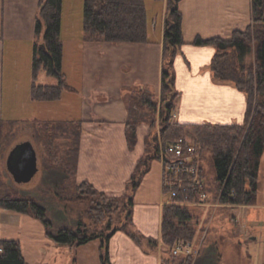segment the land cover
Wrapping results in <instances>:
<instances>
[{
	"label": "crops",
	"instance_id": "0c3cea01",
	"mask_svg": "<svg viewBox=\"0 0 264 264\" xmlns=\"http://www.w3.org/2000/svg\"><path fill=\"white\" fill-rule=\"evenodd\" d=\"M159 1L161 4L152 12L151 18L147 7L149 24L147 42L111 43L86 39L82 16L84 0H63L61 32L64 49L63 69L67 72L66 61L69 57L76 58L79 64L77 69L75 68V73L81 76L80 82H73L70 74L66 73L67 81L74 90H65L62 98L58 100H38V103H35L38 107L32 123L43 117L40 116L39 105L42 108L49 107L50 104L59 103L65 98L76 101L64 104L63 110L75 106H79L81 110L80 117L67 118L82 121L78 181H89L108 195L120 196L127 191L128 182L145 156L148 129L146 125H140L137 129V143L133 148L129 147L126 131L130 110L125 96L130 89L124 88V85L120 89L116 79L103 78V72L117 68L119 58L125 57L130 61L128 69L141 68L147 73L149 61L151 57H155L157 68L160 70L161 92L167 0ZM39 5L40 0H0V121L18 120V123H24L23 120L13 118L11 115H4V98L6 87L11 89L8 91L11 98L16 96L17 89L14 85L21 82V73L25 83L23 89L25 88L27 94L31 96L32 61L37 40L36 22ZM179 7L183 14L185 43L174 60L175 86L180 92L176 119L182 123L243 124L247 112L246 93L231 82H221L214 78L211 67L216 53L214 45H196L193 41L199 35L204 38L213 36L227 38L235 30L246 29L252 23V0H180ZM256 28L260 30L259 27ZM103 59L107 63H103ZM70 71L72 73V70ZM43 74L46 72L42 71L39 79L44 76ZM138 81L141 83L140 87L148 86ZM147 88L152 91L151 87ZM148 164L149 166L144 167L140 186L133 192L132 220L134 231L147 239L155 240L157 246L151 248L146 244H140L124 229L116 230L109 241L111 264H162V213L164 205L169 201L164 200L167 194L162 184L161 161L157 158V162L149 161ZM148 181L153 187L148 189L147 197L142 198L140 195L143 186ZM208 185L212 201L217 202L218 198H214L212 192L214 185L209 182ZM219 205H212L209 209L202 206L194 208L199 210L201 215L202 211L208 212L210 215L208 217L214 222L217 216H220L221 208L227 204L220 202ZM6 210L0 208V216L2 215L0 239L18 235L6 234L11 214L6 213ZM200 217L197 216L195 219L200 223L198 225L200 231L194 239L202 244L209 227L204 225H207L208 221ZM199 233L204 235L200 236ZM22 248L25 250L24 245ZM27 252L31 254L29 257L31 261L26 258L28 264H34V255L44 254L46 249L37 244ZM41 261L37 260L38 264H41Z\"/></svg>",
	"mask_w": 264,
	"mask_h": 264
},
{
	"label": "trees",
	"instance_id": "16d2710c",
	"mask_svg": "<svg viewBox=\"0 0 264 264\" xmlns=\"http://www.w3.org/2000/svg\"><path fill=\"white\" fill-rule=\"evenodd\" d=\"M179 2L180 0H167L161 82L164 105L159 112L161 135L165 143L185 136L201 144L204 152H211L216 173V184L212 190L214 198L227 205H253L258 198L260 164L264 154V33L257 46L255 61L247 63L246 59L251 52L253 33L257 34L264 30V0H252V23L246 29L235 30L227 38L221 36L204 38L199 35L193 41L196 45H214L216 48L212 62L214 78L221 82H231L247 94L248 109L244 124L182 123L173 119L175 106L172 101H165V95L173 89L179 93L175 86L174 60L185 43L183 14ZM62 11L63 0H40L36 22L37 40L32 61L31 96L34 100H58L62 98L65 90H74L67 81L63 69ZM148 25L145 0H84V29L88 40L143 43L149 39ZM256 27L260 30L262 28V31ZM42 71L57 78L58 83L39 84L37 80ZM139 90L141 97H135L136 104L135 107L133 105L130 107V118L127 121V141L131 148L138 140L139 120L135 113L137 107L141 105L157 109L154 93L147 87ZM156 121V117H153L147 142L149 159L158 158ZM35 122L45 144L48 160L53 167L59 166L64 170L63 186L67 191V199L90 205L89 217L96 223L109 218L106 226L111 228V212L114 205L124 203L127 198L130 207L127 215L129 222L123 225V229L138 243L151 248L156 247V243H152L131 228L133 192L141 184L144 166L148 161L145 159L140 161L128 182L127 190L131 193L127 191L121 196L108 195L89 181L77 183L82 121L46 119ZM17 123L18 120L0 121V154ZM64 136L70 142L62 149L63 145L57 140ZM203 156L205 158V153ZM0 208L40 219L47 235L59 245H80L99 238L102 263L111 264L110 234L106 235L104 240V232L89 231V227L82 220H78L77 228L62 227L54 231L46 208L35 197L16 192L3 177H0ZM196 217L197 215L187 205L165 204L162 213V240L171 246L179 239H194L196 227L193 221ZM0 248H2L0 264H28L20 238L0 239ZM167 251H170V254L163 257L162 264H194L196 259L194 256H176L171 249Z\"/></svg>",
	"mask_w": 264,
	"mask_h": 264
},
{
	"label": "rangeland",
	"instance_id": "374dc122",
	"mask_svg": "<svg viewBox=\"0 0 264 264\" xmlns=\"http://www.w3.org/2000/svg\"><path fill=\"white\" fill-rule=\"evenodd\" d=\"M145 2L150 11L149 15L151 18L152 12L157 10L161 2L159 0H145ZM82 16H84V11ZM260 31H262V29ZM263 33L264 30L257 34L255 32L253 33L252 48L251 52L247 56V63L255 61L257 46L263 36ZM104 61H106L105 59H103V63H107V61ZM78 64L79 62L76 58L69 57L66 61L67 72L66 70L64 71L65 74H70L72 78L71 80L76 83L80 82L79 78H81L80 75L77 76V73H75ZM128 68H130V61L126 60L125 57H120L118 61V67H114L112 70L110 69L109 72L108 70L104 71L103 78H115L116 82L120 84V89L123 87V85L124 88L128 90L130 89L125 96L129 110L132 105L134 106L136 104V100H134L135 97H141L139 89L143 87H140L141 83H139L138 80L142 81L144 85L147 84V87L152 88V91L155 95V100L157 101V109L154 110L148 106L144 107L139 105L135 113L139 120L138 127L144 124L148 129L146 134V151L143 159L147 160L148 162L150 161V163H155L157 162V158H147L150 157V155L147 154L149 144L147 142L152 129V119L153 117H156L157 121L155 131L158 135V145L161 143L165 144V140L161 135L159 126V112L164 105V99L162 100V95L159 91L160 70L157 68L155 57H151L149 61V71L147 73H144L141 68ZM70 70H72V73ZM43 75L44 76H42L41 79L38 78L37 80L39 84L58 83L57 78L48 76L47 74ZM23 77L24 76L21 73V82H17L14 85L17 89L15 97L11 98V96L8 95V91L10 92L11 89L9 90L10 87H6V97L4 98V115H11L13 118L23 120L24 123H17L12 134L5 142L3 151L0 154V177H3L6 183H8L16 192L36 198L37 201L46 208L47 215L53 223L54 231H57L62 227L77 228L78 220H82L87 225V227H89V231L96 233L104 232V240L108 234L111 235V238L116 230L123 229V225L129 222L127 215L130 207L128 205L127 198H125V205V202L116 203L114 205V209L111 212V228L106 226L109 218H106L101 223H96L94 219L89 217L88 212L90 205H87L84 202H77L67 199V191L66 189L64 190L63 186V181L65 178V174L63 173L64 170H62L59 166H52L48 160V153L46 151L43 139L41 138L38 124L31 122L33 121V116H35V112L37 111L36 107L38 106H36L37 104L35 103H38V100L32 99L31 96H29V94H27L25 91V88L23 89V86L25 85L22 80ZM7 83L8 82H6V84ZM134 85H137V87ZM179 93L177 94L175 89H173L171 92H167L165 95V101H172L175 106L174 111H177V113ZM69 101L70 100L68 98H65L59 103L55 102L56 104H50L49 107L45 108H42L39 105V110L41 111L40 116L43 117H39L38 120L49 119L62 121L69 120L67 118L80 117L81 110L79 106L70 107L63 110L64 104ZM73 101L75 100L71 99L70 103ZM57 108H60V110H57ZM27 140L31 141L34 145V148L36 149L38 170L29 182H18L13 178L12 174L7 169L6 161L10 151L21 142ZM57 142H60L63 145L62 149H64L70 140L64 136L59 138ZM204 153V168L206 173L205 176L208 180L207 182L215 185L216 173L213 156L210 151H205ZM147 164L145 166H149V164ZM28 173L29 174L27 176L31 174V168L28 170ZM76 180L77 183H81L78 181L77 174ZM150 183L151 182L148 181L144 184L140 195L142 198L147 197L148 189L153 187V184ZM129 193H131V191H129ZM164 200L172 203L170 201L169 195L165 196ZM190 209L196 213L198 217H200L201 214L199 210L195 209L194 206H190ZM220 211V216H217L214 222H212L210 217H208V212L202 211L203 215H201L200 218L208 221V224L204 225L207 228L209 227V230L208 234L205 236V240H203V243L201 245L197 243L198 247L202 248L203 245L204 247L202 249V253L200 251L201 255L200 253V256L198 255L199 258L198 256H194V258L197 257L194 261V264H264V154L260 164L259 192L257 202L249 207H232L231 205H226L223 206ZM6 213H11L6 234L10 236H14L13 234L18 235L4 239H11L21 236V238H18H20L21 241L23 240L22 246H25V250H23L25 258L30 259L29 257L31 254L30 252L28 254L27 250L31 249L32 246L41 244L43 247H45L46 253H37V255H34V264H38L37 260H42L41 264H103L101 260V240L99 238L93 239L88 243L80 245L75 244L76 246L68 244H54V242L47 235L46 229L40 219L29 214L18 213L11 210H6ZM0 217H2V215ZM193 223L196 227L197 235L198 231H200V226H198L200 223H197L196 220H194ZM131 228H133V225H131ZM199 235L203 236L204 234L199 233ZM150 241L157 244L155 240L151 239ZM162 243L163 257H167L170 254V251L168 252L167 250H170L172 245H167L163 240ZM29 261H31V259Z\"/></svg>",
	"mask_w": 264,
	"mask_h": 264
},
{
	"label": "built area",
	"instance_id": "2783aa9c",
	"mask_svg": "<svg viewBox=\"0 0 264 264\" xmlns=\"http://www.w3.org/2000/svg\"><path fill=\"white\" fill-rule=\"evenodd\" d=\"M172 116L176 119L177 111ZM203 155V146L185 136L159 145L158 159L162 164L163 189L172 202L207 209L220 204V201H212L204 172ZM197 243L195 239H179L171 246V251L176 256H197L201 249Z\"/></svg>",
	"mask_w": 264,
	"mask_h": 264
},
{
	"label": "water",
	"instance_id": "95a60500",
	"mask_svg": "<svg viewBox=\"0 0 264 264\" xmlns=\"http://www.w3.org/2000/svg\"><path fill=\"white\" fill-rule=\"evenodd\" d=\"M7 169L18 182H29L38 170L37 152L31 141H23L8 154ZM31 168V174L27 176Z\"/></svg>",
	"mask_w": 264,
	"mask_h": 264
},
{
	"label": "flooded vegetation",
	"instance_id": "af4514ba",
	"mask_svg": "<svg viewBox=\"0 0 264 264\" xmlns=\"http://www.w3.org/2000/svg\"><path fill=\"white\" fill-rule=\"evenodd\" d=\"M29 141V140H28ZM33 145V144H32Z\"/></svg>",
	"mask_w": 264,
	"mask_h": 264
}]
</instances>
